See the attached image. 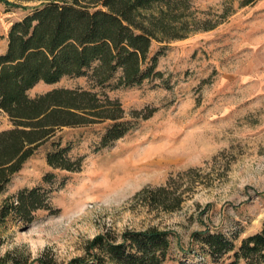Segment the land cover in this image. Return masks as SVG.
<instances>
[{"label":"rangeland","instance_id":"obj_1","mask_svg":"<svg viewBox=\"0 0 264 264\" xmlns=\"http://www.w3.org/2000/svg\"><path fill=\"white\" fill-rule=\"evenodd\" d=\"M37 0H0V48L8 29ZM157 12L156 7L153 9ZM146 12V11H145ZM147 13V12H146ZM188 27L167 40L161 77L108 90L137 124L109 146L97 148L102 124L67 126L53 139L71 140L83 156L79 171L52 168L40 145L0 194V205L23 186L55 171L51 205L30 224H0V255L29 261L44 252L67 262L85 253L88 239L109 232L155 227L170 230L172 257L219 264L201 254L194 230L255 232L264 218V0H191L181 10ZM87 86L86 76L39 81L29 94L52 87ZM150 113L146 118L143 114ZM134 118V117H132ZM12 126L0 112V130ZM172 178L185 199L174 211L149 204L138 192ZM60 182L64 184L60 186ZM225 255L223 259L227 258ZM171 263V261H169Z\"/></svg>","mask_w":264,"mask_h":264},{"label":"trees","instance_id":"obj_2","mask_svg":"<svg viewBox=\"0 0 264 264\" xmlns=\"http://www.w3.org/2000/svg\"><path fill=\"white\" fill-rule=\"evenodd\" d=\"M37 1L11 24L7 49L0 53V112L12 123L0 130V194L24 162L58 130L100 123L97 148H102L136 126L137 112L134 118L125 117L119 101L107 92L162 76L157 68L159 55L167 48V40L184 36L189 24L181 20V10L191 0ZM66 75L86 76L88 85L52 87L35 96L28 92L39 81L50 84ZM72 145L71 140L53 139L47 163L79 171L84 157L73 158ZM55 176L54 170L48 171L38 185L23 186L8 195L0 205V224L8 218L30 224L40 209L54 213L50 198ZM174 185L169 178L138 194L149 204L174 211L185 199L184 190L177 191ZM172 233L155 227L119 235L104 232L88 239L85 253L67 262L57 261L46 251L32 261L11 253L0 255V264H195L172 257ZM236 237V233L212 231L209 226L191 233L201 254L213 262L264 264V218L260 228L241 237L238 245Z\"/></svg>","mask_w":264,"mask_h":264},{"label":"crops","instance_id":"obj_3","mask_svg":"<svg viewBox=\"0 0 264 264\" xmlns=\"http://www.w3.org/2000/svg\"><path fill=\"white\" fill-rule=\"evenodd\" d=\"M7 49V41L4 42L3 47L0 48V53H3Z\"/></svg>","mask_w":264,"mask_h":264}]
</instances>
